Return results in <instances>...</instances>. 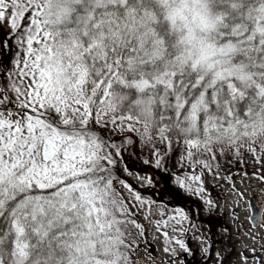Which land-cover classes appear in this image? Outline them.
<instances>
[{"label":"snow or ice","instance_id":"6c2138e0","mask_svg":"<svg viewBox=\"0 0 264 264\" xmlns=\"http://www.w3.org/2000/svg\"><path fill=\"white\" fill-rule=\"evenodd\" d=\"M133 149L209 209L220 160L264 164V0H0V264H143Z\"/></svg>","mask_w":264,"mask_h":264},{"label":"rangeland","instance_id":"374dc122","mask_svg":"<svg viewBox=\"0 0 264 264\" xmlns=\"http://www.w3.org/2000/svg\"><path fill=\"white\" fill-rule=\"evenodd\" d=\"M135 154L139 156L140 151L135 149ZM136 156V157H137ZM138 161V159L136 158ZM221 172L219 179H214L212 175L205 174V184L207 194L215 202V206L209 209L202 200L195 196L188 195L180 189L173 181L172 173L177 171L176 159H171L168 163L169 172H164L162 169L159 171L158 178L160 184L167 186L165 196L166 203L150 197L153 196L152 191L143 189L146 183L136 178V173L141 176L146 174L137 172L134 169L132 175L127 176L129 183L133 184L140 194L146 199L151 201L150 213L149 211H141L138 215V223L143 226L145 239H149L148 245L142 246L137 255L144 258L143 264H168L171 257L163 251L166 246L163 236L157 230L155 221L161 220L163 216H171L174 210L181 208L188 215L189 220L195 223L204 224L205 228L209 227L210 223L215 224L216 227L210 228V232L205 234L213 238L212 242L218 241L219 246L223 247V242L227 246L228 251L224 254H219L217 264H264V228L253 227L249 223L248 216L250 211L248 209L249 199L257 197L258 202L264 201V180L258 177L264 176V165L257 166L237 167V170H226L228 168V161L220 160ZM123 167V164H121ZM244 170L241 174L238 173L239 169ZM230 177V179H228ZM235 189L244 193V199L241 200ZM127 195L126 190H123ZM147 217V218H145ZM195 217V221L194 220ZM189 221H185L183 228L187 230L184 234L173 233L168 229L169 235H176L180 239L186 241L188 232H193V227H188ZM198 234V233H194ZM197 237H193L189 242L198 247H204L206 242L198 239L203 235L199 233ZM254 237V239H253ZM226 240V241H225ZM223 241V242H222ZM188 242V244H189ZM253 249L255 251H253ZM154 253H153V252ZM181 258L185 259V254L181 253ZM243 255L247 256L245 261ZM257 255H262L261 263ZM158 256V257H157ZM209 256V255H208ZM211 256V255H210ZM207 257V256H206ZM198 259L199 257L196 256ZM211 260V257L207 259ZM210 264V262L206 263Z\"/></svg>","mask_w":264,"mask_h":264},{"label":"trees","instance_id":"16d2710c","mask_svg":"<svg viewBox=\"0 0 264 264\" xmlns=\"http://www.w3.org/2000/svg\"><path fill=\"white\" fill-rule=\"evenodd\" d=\"M135 152H136L135 149H133V151L128 153L126 156L127 164L129 166V168L132 170V172H134V169H135L137 172H142L146 175H153L154 176L153 185H151V186L146 185L143 187V189L152 191L153 196L149 198L152 200V202H153V199L158 200V201H166L163 198L165 196V194H163V193L166 192L167 186H166L165 182L163 183L164 186L162 184H160L161 181H159V178H158L159 171H161V170L152 168L149 165H145L143 163V160L147 157L146 152L143 154L140 152L139 156H137L135 154ZM136 158L138 159V161L136 160ZM173 159H176V157L173 156ZM227 164H228V168L226 170H229L232 168L231 170H235V171L237 170V167H239V168L240 167H246L247 168V166L254 167V166L260 165V164L255 163L251 159V157H248V156L244 157L243 160L240 162H237L236 160H232L231 162H228ZM262 165H264V164H262ZM145 170H147V171H145ZM242 172H244V170H242V168L239 169L238 173L241 174ZM120 175L125 179H127V176H129V174H126L123 171H121ZM149 241H150L149 239H145V237L142 236V237H138L136 242L138 244H140L142 247V246L148 245Z\"/></svg>","mask_w":264,"mask_h":264},{"label":"flooded vegetation","instance_id":"af4514ba","mask_svg":"<svg viewBox=\"0 0 264 264\" xmlns=\"http://www.w3.org/2000/svg\"><path fill=\"white\" fill-rule=\"evenodd\" d=\"M202 237H204L205 241L207 242V245H205L203 248L198 247L196 251V255L199 257L196 259L194 264H206L208 263V260H205L202 262L203 257L207 256V259L211 257V260L209 261L210 264H217L219 254H218V241L212 242V238L207 236L205 233H203ZM207 250V251H205ZM210 252L209 256L207 255ZM211 255V256H210Z\"/></svg>","mask_w":264,"mask_h":264}]
</instances>
